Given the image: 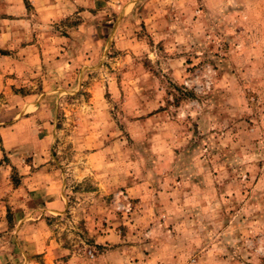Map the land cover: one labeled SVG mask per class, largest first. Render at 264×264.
I'll return each instance as SVG.
<instances>
[{
    "label": "rangeland",
    "instance_id": "374dc122",
    "mask_svg": "<svg viewBox=\"0 0 264 264\" xmlns=\"http://www.w3.org/2000/svg\"><path fill=\"white\" fill-rule=\"evenodd\" d=\"M72 3L46 21L24 0L36 30L0 22V57L37 42L38 64L75 60L57 81L39 67L0 81V127L26 96L54 108L40 118L66 202L44 215L54 264H264V0ZM22 149L0 136L7 163ZM6 189L7 216L23 214ZM39 248L28 264H45Z\"/></svg>",
    "mask_w": 264,
    "mask_h": 264
},
{
    "label": "crops",
    "instance_id": "0c3cea01",
    "mask_svg": "<svg viewBox=\"0 0 264 264\" xmlns=\"http://www.w3.org/2000/svg\"><path fill=\"white\" fill-rule=\"evenodd\" d=\"M30 2L42 18H46V21H50L56 16H66L72 12L68 7L77 6L75 3L71 5V0H62L59 3L55 0H30ZM25 12L24 0H0L1 23L7 22L8 17L15 16L21 19H14V22L31 27L28 28L30 30H36L32 28L31 19L22 18L27 15ZM6 32L7 26L3 28L2 34L5 35ZM39 50V45L35 42L26 45L14 56L2 55L0 57V81H3L4 76L8 73L16 71L17 75L24 74L25 71L33 67L45 68L44 76L49 81H57L61 77H65L75 64V60L68 57L66 52L60 53L59 57L39 60L38 64L36 51ZM30 97L26 96V100L22 104L20 112L24 115L10 124L0 127L3 145L11 149L24 148L22 155L7 153L8 163L4 160L5 156L0 155V240L4 238L6 242L9 241L10 249H12V252L0 249V264H28L29 253L33 249L38 252L41 246L44 247L42 252H46L44 255L45 264H54L58 255L64 253L61 249H57L59 245L57 242L55 245V240L50 238L49 224L44 217L50 213H61L66 208V202L63 200L60 190L56 189L58 182L55 180L54 173L48 169L47 165H43L45 161L43 150L54 141V124L52 118L51 121H40V118L43 113H47V115L51 113L52 117L54 108H50L47 112L44 104L39 101L40 99L30 100ZM39 102L41 103L39 104ZM28 113L31 115L27 116ZM14 166L20 173V180L16 183L13 181ZM6 187L14 190V195L22 196V199L15 200V209L18 213H22V211L24 213L14 216V218L7 216L9 201L4 196L5 191L8 190ZM24 197L30 199L25 200ZM8 257L14 259L7 260ZM23 258L27 259L26 263ZM17 259H20L21 262L19 263Z\"/></svg>",
    "mask_w": 264,
    "mask_h": 264
}]
</instances>
